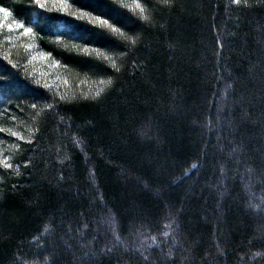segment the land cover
<instances>
[{
	"label": "trees",
	"instance_id": "trees-1",
	"mask_svg": "<svg viewBox=\"0 0 264 264\" xmlns=\"http://www.w3.org/2000/svg\"><path fill=\"white\" fill-rule=\"evenodd\" d=\"M69 2L137 43L0 0L36 33H0V264H264V0Z\"/></svg>",
	"mask_w": 264,
	"mask_h": 264
},
{
	"label": "snow or ice",
	"instance_id": "snow-or-ice-1",
	"mask_svg": "<svg viewBox=\"0 0 264 264\" xmlns=\"http://www.w3.org/2000/svg\"><path fill=\"white\" fill-rule=\"evenodd\" d=\"M234 2L239 5L241 3V0H234ZM247 0H245V3ZM159 3L162 4L165 7H171L173 4V0H159ZM34 4L42 9H46L49 12L56 11L65 14L68 17L73 18L76 21L86 22L89 25L92 26H98L100 29L107 30L109 33L113 34L119 40L121 41L122 46L126 45L128 43H131L132 45H135L137 43V38L135 36H129L128 33L120 26L117 25V22H113L111 17L108 16L107 13L105 14H94L93 11L86 10L84 7L77 6L74 2L70 3L69 0H51V6H49V0H34ZM112 4L114 6H118L119 8L123 9H129L132 13L137 14L138 18L145 23H148L150 21V16L148 15V9L145 7L144 4L140 2V0H131V2H127V0H112ZM70 27V26H69ZM7 29V32L9 33L8 36L5 37L6 41L9 43H14L15 41H19L23 37H28L31 41H34L36 38V33L34 32L33 28L27 27L25 23L16 18L13 14V11L10 10L7 7L0 6V33H3L4 30ZM13 32H18L19 34L15 37L11 35ZM35 47L34 43H27L24 45V48L31 49ZM73 48H80V45L73 44ZM83 52L85 53H91L96 52L97 55L103 56L105 60L109 61L111 63V68L115 69L117 72L120 71L116 60L113 56H109L106 53L101 52V49L99 47L95 48H89L87 46L83 47ZM5 59L8 60L9 64H12V61L9 59L8 56H5ZM48 61L49 67H59L60 61L58 59H53L52 54L50 52H44V51H38L35 54L31 56L32 61ZM12 67H16L15 64H12ZM40 75L43 77L47 75V73L41 72ZM4 79V77L0 76V80ZM36 84H40L41 80L37 79L35 81ZM65 84L68 83L67 80L64 81ZM112 84V80H103L101 79L99 81V84L91 95L88 93H83V99L88 100H97L99 99L102 94L105 92L106 87L110 86ZM43 87L48 89L51 87V85L47 82L43 83ZM60 101H66V100H74L76 97L74 95L72 96H66L61 94L59 96ZM33 108H36V104L32 105ZM51 107V105H49ZM3 129H0V132H2ZM13 136H18L19 134L16 132L12 133ZM22 138V137H21ZM0 163H3L5 168H11L12 165L9 164L6 160L0 161ZM195 167V165L193 166ZM175 221L173 220V223ZM87 227V226H85ZM166 227L171 228L172 224L166 225ZM45 232L48 231L47 228L44 230ZM169 233H165L167 236ZM115 235V240L117 242H120V236L118 234ZM153 241H155V237L151 238ZM147 247H151V244H148ZM221 254H223V249H221ZM260 252H256L253 254V258L260 256ZM50 257H46V259H49ZM148 257L145 256V260H147ZM237 264H247L246 261L243 260V258H239L237 261Z\"/></svg>",
	"mask_w": 264,
	"mask_h": 264
},
{
	"label": "rangeland",
	"instance_id": "rangeland-1",
	"mask_svg": "<svg viewBox=\"0 0 264 264\" xmlns=\"http://www.w3.org/2000/svg\"><path fill=\"white\" fill-rule=\"evenodd\" d=\"M51 6V5H50ZM7 30V29H6ZM13 34H19L18 32H13ZM31 52V56L33 55V54H35L36 52H33L32 50L30 51ZM35 63H37L38 64V66H40V67H46V69L47 70H49L50 72H52L53 71V69H57V67H54V68H50L49 67V64H48V61H40V60H37V61H34Z\"/></svg>",
	"mask_w": 264,
	"mask_h": 264
}]
</instances>
